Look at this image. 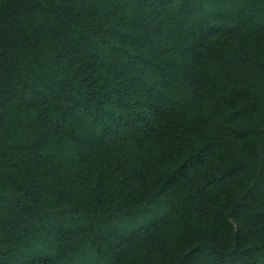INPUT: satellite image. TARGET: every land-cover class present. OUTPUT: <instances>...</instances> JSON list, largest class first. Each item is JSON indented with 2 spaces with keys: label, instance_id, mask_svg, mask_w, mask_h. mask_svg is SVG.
<instances>
[{
  "label": "trees",
  "instance_id": "16d2710c",
  "mask_svg": "<svg viewBox=\"0 0 264 264\" xmlns=\"http://www.w3.org/2000/svg\"><path fill=\"white\" fill-rule=\"evenodd\" d=\"M0 264H264V0H0Z\"/></svg>",
  "mask_w": 264,
  "mask_h": 264
}]
</instances>
